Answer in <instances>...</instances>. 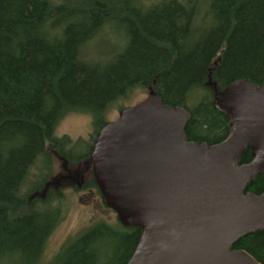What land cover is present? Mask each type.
I'll list each match as a JSON object with an SVG mask.
<instances>
[{
  "label": "trees",
  "instance_id": "trees-1",
  "mask_svg": "<svg viewBox=\"0 0 264 264\" xmlns=\"http://www.w3.org/2000/svg\"><path fill=\"white\" fill-rule=\"evenodd\" d=\"M112 38L116 50L98 54L96 44ZM236 79L264 85V0H0V264H126L140 229L117 219L66 240L46 263L69 188L50 181L49 150L83 143L57 137L60 121L90 115L93 142L114 104L152 89L189 112L186 140L210 146L229 130L213 93ZM251 159L245 149L240 163ZM89 186L101 198L93 179ZM263 190L264 173L245 189ZM230 249L264 264V230Z\"/></svg>",
  "mask_w": 264,
  "mask_h": 264
},
{
  "label": "water",
  "instance_id": "water-1",
  "mask_svg": "<svg viewBox=\"0 0 264 264\" xmlns=\"http://www.w3.org/2000/svg\"><path fill=\"white\" fill-rule=\"evenodd\" d=\"M212 104L229 130L210 146L186 140L189 112L152 89L97 132L96 186L122 226L140 229L126 264H260L230 247L264 230V190L245 191L264 173V85L236 79ZM245 149L252 159L241 164Z\"/></svg>",
  "mask_w": 264,
  "mask_h": 264
},
{
  "label": "rangeland",
  "instance_id": "rangeland-1",
  "mask_svg": "<svg viewBox=\"0 0 264 264\" xmlns=\"http://www.w3.org/2000/svg\"><path fill=\"white\" fill-rule=\"evenodd\" d=\"M111 41L112 42L105 40L103 44L109 46L104 47L102 44V40H100L96 44V46L99 47V51L96 52L100 54L102 53L101 51L105 50L111 52L113 49V51H115L117 42L114 38H112ZM109 43L111 44V46ZM146 96L147 94H142L139 88L135 89L132 95L127 98V101H125V103H121L120 105H125L126 107L131 106L134 103L141 101ZM116 106L117 104H114L105 115V117L108 119V122L115 120L118 117L119 111L122 110L117 109ZM93 129L92 118L90 115L83 113H70L60 121L58 127L56 128L55 134L57 137L68 136L71 141L74 142L78 139L86 140L87 138H89L90 134L93 132ZM72 142L70 143L71 145ZM88 142H90V140ZM80 146L81 148H76V150L86 149V145ZM74 166L72 169H70L71 174L75 173L77 176H79L78 178H80L81 182L72 185L69 184L70 187L64 190V201L60 203V208L63 211V219L54 228L49 238L47 239L45 257L50 259H48L46 263H49L53 260L54 256L56 255L53 254L58 251L60 246L65 243L66 240L78 236L80 232L88 229L91 225L99 223L113 224V222H115L116 220V214L112 209L102 208V206H100L97 198V193L94 194L90 190H85L86 186L80 187L82 181H84V179H86L88 175L87 173H82V171H77V166ZM83 170H88V168L83 167ZM35 172H37V170H35ZM38 172H40V170H38ZM47 172H49L50 180L58 178V183H54L56 184V187L58 189H62V186L68 185L63 184L61 186L62 180L66 179L63 177H66L67 172L62 168L61 161L56 157H53V159L51 160L50 169L47 170ZM88 187L89 189L91 188L96 192V190L92 186H87V188ZM79 190L82 191L79 192ZM56 204H58V202ZM106 241L107 240L104 239L101 242L107 245V247L104 249V252L112 254V252L114 251L112 244H109ZM101 246L102 245H100L99 248H101Z\"/></svg>",
  "mask_w": 264,
  "mask_h": 264
},
{
  "label": "flooded vegetation",
  "instance_id": "flooded-vegetation-1",
  "mask_svg": "<svg viewBox=\"0 0 264 264\" xmlns=\"http://www.w3.org/2000/svg\"><path fill=\"white\" fill-rule=\"evenodd\" d=\"M89 140H91V143H90V147L87 151L86 149L88 148V143H89L88 141ZM83 144L86 145L85 150H76V148H81V146L68 147V146H66V144H62V149L64 151L63 152L64 154H62V155H60L56 150H53L56 152V154H55V152L52 151V149H50L49 151H50V153H52L53 157H56L58 160L61 161L62 168L67 172L66 177H63L66 179L62 180L61 185H63V184L72 185V184H77V183L81 182L80 178H78L79 176H77L75 173L71 174L70 169H72L74 164H75V166H77V171H79V172L82 171V173H87V175H88L86 177V179H84V181H82L80 187L86 186L85 190H90L91 192H93L95 194L96 192L93 189H91V188L89 189V187L87 188V186L90 185L91 179L93 178L92 165L90 163H88V159L90 156V150H91V146H92L91 134H90L89 138H87L86 140L83 141ZM85 151H87L86 154H84ZM83 167H87L88 170L84 171ZM50 181H52L54 183H58V178L51 179ZM70 185L68 187H70ZM71 188H73V187H71ZM80 191H82V190H79V192ZM97 198H98V202L100 203V206L104 207L102 198H100L99 196Z\"/></svg>",
  "mask_w": 264,
  "mask_h": 264
}]
</instances>
